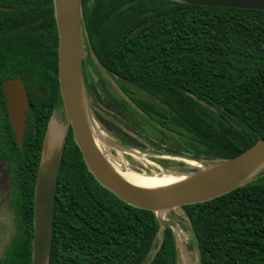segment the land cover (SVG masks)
I'll use <instances>...</instances> for the list:
<instances>
[{
	"label": "trees",
	"instance_id": "trees-1",
	"mask_svg": "<svg viewBox=\"0 0 264 264\" xmlns=\"http://www.w3.org/2000/svg\"><path fill=\"white\" fill-rule=\"evenodd\" d=\"M80 4L91 53L121 82L122 95L113 96L84 73L91 113L121 147L142 150V140L161 155L210 166L264 138L263 12L176 0ZM32 43L16 36L17 60L0 63V74L1 68L12 67L28 88L41 91L31 102L24 155L14 158L21 233L0 264H31L37 168L49 117L62 107L55 28ZM1 55L9 53L1 49ZM180 210L199 264H264V171L227 195ZM178 263L172 230L161 231L154 213L128 206L102 188L88 172L69 128L49 264Z\"/></svg>",
	"mask_w": 264,
	"mask_h": 264
},
{
	"label": "water",
	"instance_id": "water-1",
	"mask_svg": "<svg viewBox=\"0 0 264 264\" xmlns=\"http://www.w3.org/2000/svg\"><path fill=\"white\" fill-rule=\"evenodd\" d=\"M176 1L197 7L264 13V0ZM53 2L58 34V84L67 131L59 138L54 149H50L48 144L49 127L52 122L50 120L43 139L33 194L31 264H49L57 181L69 128L82 160L95 181L128 206L154 213L162 230L168 227L173 232L176 228L175 223L163 220L165 213L184 206L207 203L227 195L248 184L264 170L262 138L232 159L203 166L201 171L193 174L180 175L179 183L172 186L147 189L127 182L115 171L114 165L103 152L100 143L96 141L95 135H98L99 130L91 113L82 68L80 1L53 0ZM3 94L10 125L17 144L21 147L25 130L23 115L29 108L22 82L20 80L6 82Z\"/></svg>",
	"mask_w": 264,
	"mask_h": 264
},
{
	"label": "flooded vegetation",
	"instance_id": "flooded-vegetation-1",
	"mask_svg": "<svg viewBox=\"0 0 264 264\" xmlns=\"http://www.w3.org/2000/svg\"><path fill=\"white\" fill-rule=\"evenodd\" d=\"M80 1V0H79ZM81 13V4H80ZM54 26V27H53ZM48 28H55L57 37V52H58V34L55 16V7L53 0H0V50L6 49L9 55H1L0 63H14L17 57L14 55V40L16 36L23 35L27 38L29 44H33V40L38 37L44 38ZM81 30L86 38L82 27L81 14ZM86 42L88 44L87 38ZM89 46V45H88ZM91 53V51H90ZM92 54V53H91ZM93 56V54H92ZM58 58V57H57ZM94 58V56H93ZM21 58L18 57V60ZM95 59V58H94ZM96 61V60H95ZM58 62V59H57ZM97 62V61H96ZM86 63L82 59L83 74L86 73ZM58 68V64H57ZM0 74V214L4 213L11 216L9 229L11 235L8 237V245L3 249L0 262L6 257L8 249L13 242L20 236L22 211H20V203L15 200V195L18 186V177L14 158L18 153L24 155V135L27 130V123L30 119V111L34 96H39L41 91L39 88H28V85L23 81L21 76L14 72L12 67L9 70L3 68ZM58 75V69H57ZM10 80H20L23 84L27 101L29 103L28 110L23 115L25 130L22 135V146L17 144L14 131L10 125L9 116L7 113L6 100L3 94V86ZM64 111L63 105L59 108H54L48 123L56 112ZM47 123V126H48ZM46 126V130H47ZM46 132V131H45ZM18 150H17V149ZM2 216L0 217V237L3 236L1 227ZM12 226V227H11ZM12 228V229H11ZM9 232V234H10Z\"/></svg>",
	"mask_w": 264,
	"mask_h": 264
},
{
	"label": "rangeland",
	"instance_id": "rangeland-1",
	"mask_svg": "<svg viewBox=\"0 0 264 264\" xmlns=\"http://www.w3.org/2000/svg\"><path fill=\"white\" fill-rule=\"evenodd\" d=\"M82 59L86 63V74L90 82L98 85V87L103 88L104 93H109L113 96L122 95L119 88V84L121 83L120 80L108 75L98 65L90 53V48L84 35L82 38ZM97 110L99 109L97 108ZM52 120L56 123V127L61 133H66L67 124L64 119V111L56 112V114L53 115ZM97 128L99 130V142L103 152L112 162V164L118 168L123 167L132 172L144 175L172 174L175 176H180L201 171L203 166H206L205 164L201 163H195L192 165L188 161H183V159L156 153L148 142L142 140H138L143 146L142 150H130L123 148L119 145L118 139H116L111 132L106 131L105 128L100 125H97ZM162 161L166 163V167H163L159 163ZM178 164H183L184 166L179 167ZM1 216L3 219L1 222L3 236L0 237V257L2 256L4 247L8 245V237L11 235L9 229L11 216L4 213H1L0 217ZM163 220L173 222L176 225L173 233L175 234L174 236L178 250V264H199L195 240L192 235L189 222L184 217L181 210L178 209L165 213L163 215ZM160 238L161 236H158V241H160Z\"/></svg>",
	"mask_w": 264,
	"mask_h": 264
},
{
	"label": "bare ground",
	"instance_id": "bare-ground-1",
	"mask_svg": "<svg viewBox=\"0 0 264 264\" xmlns=\"http://www.w3.org/2000/svg\"><path fill=\"white\" fill-rule=\"evenodd\" d=\"M98 135H95L96 141L99 142V132ZM64 134L60 132V130L56 127V123L51 122L49 127V134H48V144L50 149H54L60 137ZM124 148V146H123ZM136 156V155H135ZM194 165L195 163H191ZM114 165V164H113ZM115 171L124 178L127 182L147 189H157V188H164L167 186H172L176 183H179L181 177L175 175H144L132 172L125 168H118L114 165ZM175 235V234H174ZM180 240V239H179Z\"/></svg>",
	"mask_w": 264,
	"mask_h": 264
}]
</instances>
